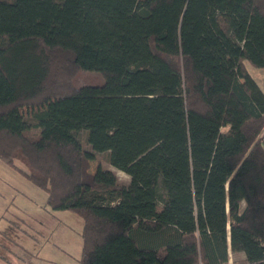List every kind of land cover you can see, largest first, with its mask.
Returning <instances> with one entry per match:
<instances>
[{"label": "trees", "instance_id": "1", "mask_svg": "<svg viewBox=\"0 0 264 264\" xmlns=\"http://www.w3.org/2000/svg\"><path fill=\"white\" fill-rule=\"evenodd\" d=\"M246 62L264 69V0H0V160L82 218L79 264H264Z\"/></svg>", "mask_w": 264, "mask_h": 264}, {"label": "rangeland", "instance_id": "2", "mask_svg": "<svg viewBox=\"0 0 264 264\" xmlns=\"http://www.w3.org/2000/svg\"><path fill=\"white\" fill-rule=\"evenodd\" d=\"M252 77L264 91V69L246 62ZM96 71H79L74 87L101 85ZM89 150V146L84 144ZM97 165L112 170L120 182L129 176L113 166L106 153H95L90 171ZM46 192L18 169L0 160V264H79L82 218L71 211H58L46 204Z\"/></svg>", "mask_w": 264, "mask_h": 264}, {"label": "crops", "instance_id": "3", "mask_svg": "<svg viewBox=\"0 0 264 264\" xmlns=\"http://www.w3.org/2000/svg\"><path fill=\"white\" fill-rule=\"evenodd\" d=\"M262 139H263V142H264V132L262 134ZM229 256H230V258H229L228 264H233V260L234 259L235 260H239V259H242L243 258V254L242 253H240V252H233L230 248H229Z\"/></svg>", "mask_w": 264, "mask_h": 264}]
</instances>
